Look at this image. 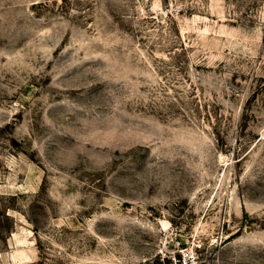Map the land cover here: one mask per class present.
<instances>
[{
  "label": "rangeland",
  "instance_id": "rangeland-1",
  "mask_svg": "<svg viewBox=\"0 0 264 264\" xmlns=\"http://www.w3.org/2000/svg\"><path fill=\"white\" fill-rule=\"evenodd\" d=\"M0 264H264V0H0Z\"/></svg>",
  "mask_w": 264,
  "mask_h": 264
}]
</instances>
